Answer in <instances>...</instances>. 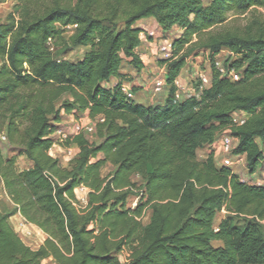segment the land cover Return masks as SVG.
Masks as SVG:
<instances>
[{"label": "trees", "instance_id": "16d2710c", "mask_svg": "<svg viewBox=\"0 0 264 264\" xmlns=\"http://www.w3.org/2000/svg\"><path fill=\"white\" fill-rule=\"evenodd\" d=\"M13 1L19 18L0 23V135L33 167L19 171L0 146V185L48 238L32 250L0 208V264H264V186L219 166L214 152L197 157L230 125L238 139L233 154L246 157L252 175L264 165L257 142L264 145V0ZM231 14L247 24L229 30ZM147 19L163 32L182 30L171 57L158 62L168 88L162 105L135 103L121 90L125 62L145 68L136 25ZM67 27H75L68 40ZM61 44L63 54L89 50L73 63L59 54ZM224 50L236 56L225 66L242 73L238 82L217 68ZM203 52L211 87L200 83L195 96L177 99L188 59ZM113 78L115 86H103ZM63 112L104 119L96 124L99 143L84 135L67 140L78 148L67 168L50 153ZM236 112L250 118L236 125ZM108 163L114 170L103 177ZM82 187L89 193L80 211L75 190Z\"/></svg>", "mask_w": 264, "mask_h": 264}, {"label": "rangeland", "instance_id": "374dc122", "mask_svg": "<svg viewBox=\"0 0 264 264\" xmlns=\"http://www.w3.org/2000/svg\"><path fill=\"white\" fill-rule=\"evenodd\" d=\"M209 0H206L204 3L207 4ZM16 2L13 0H0V23L1 24H7L9 18L12 15H16V18H19L17 16V10H16ZM247 18V17H246ZM231 22H229V30L240 26L244 27L247 23L245 21L244 17H240L238 19H235V16L231 14ZM61 27V26H60ZM141 28L142 33H141V46L139 47V53L141 54V58L143 59V63L145 65V68L141 72H137L131 65L128 63H124L122 67V72L127 73L123 75V79L126 82H130L133 87H135V92L137 94V99L140 100L143 97H148L145 96L141 93L142 89L141 86L143 85V78L147 77V80L151 78L152 76H159L160 75V70H159V65L158 62L159 60L166 59V55L169 53L168 50H164V48H167L168 43H171L178 39L179 36L182 34V30L180 28H174L169 32H163L159 26H156L155 20H151L150 22H142L140 21L137 25L136 28ZM75 32V27H67L64 28L63 32V37L64 39L68 40L73 33ZM63 44H61V48L58 47L59 54H62L61 57L69 62H78L83 59L85 53L89 50H86L84 47H77L69 51L67 54H63V49H62ZM209 53L203 52L201 54V58L198 57H190L188 59V62L183 69V74L181 81L179 82V95L180 99H185L191 96H195V86L200 85V81L197 80V72H202L206 75L209 76L211 73V61L209 58ZM236 56L233 55L230 51L224 50L221 52L218 56L215 57V61L220 63V65L226 67V62L229 59H235ZM1 63V62H0ZM232 62H230L228 65L230 66ZM132 73V74H130ZM153 73V74H152ZM118 83V81H113L112 84L110 85L111 87L115 86ZM168 91V88L165 87L162 92H160L159 95L156 97H166L165 93ZM153 97V95H149ZM139 97V98H138ZM159 102H162L161 100ZM155 102V103H159ZM241 114H238V112L234 113L232 115V118L238 119V117ZM248 117L247 119H249ZM80 119H83V123L85 125H90L96 123L95 121H92L87 117V115L81 114L78 117L73 116L71 117L70 120L74 121H79ZM234 123V122H232ZM59 131L66 132L69 135V139L74 137V130H69L68 124L60 125L58 126ZM230 125L224 126V127H219L218 130L215 133V138L221 139L224 135L227 133H230ZM5 137L4 134L0 135V146L2 148V151L6 157H14L16 159V166L19 171H26L30 169V160L27 159L25 156H21L18 152L14 149L13 146L9 144L7 139L3 138ZM90 141L97 142L99 143L98 137L88 135L87 136ZM53 140L58 141L55 143L56 147L53 146L51 149L50 153L53 157L59 159L62 163V166L65 167L66 165H69V161L67 160V157H73L74 154L70 156V153L68 150H72L73 152V147L72 146H66L67 140L64 141H59L57 139V136L52 137ZM258 144L260 148L264 151V145L258 141ZM59 148H62L60 150ZM210 152L216 153L217 156V162L220 164L219 158L222 157V154L220 152H217V150H213L212 148H209L208 146L203 147L198 151L197 157L199 160L204 159L207 157V155ZM234 166H232V171L236 173L243 181L247 182L248 184L251 185H259V186H264V166L262 170L257 169L255 175L251 174L248 167L247 163L245 162H237L234 159ZM65 165V166H64ZM67 168V167H66ZM261 168V167H260ZM113 171L112 167L109 168H104L102 171V176L107 177L110 175ZM132 180L137 183V185L141 184L140 178L138 177H133ZM81 188H79V191L75 190V195L77 196V207L80 211L84 209L87 204H88V190L86 189L85 191H81ZM138 191L141 192L139 189ZM137 191V193H138ZM129 206L134 208L135 205L137 204V198L136 197H131L130 199ZM0 208L3 212L7 213L10 215L9 218V224L11 227L15 230L17 235L22 239V241L25 243L26 246L30 247L32 250H39L40 247L44 244L46 239L48 238L47 234L36 224L29 222L26 220L19 212V206L17 203L14 201L13 197H11L7 191V189L1 184L0 185ZM152 216V209L150 206L145 207L144 213H143V218L142 222L144 225L149 224L150 219ZM226 216V213L222 212L217 215L216 220H215V227L218 226L222 218ZM241 223L240 221H237ZM263 235H264V227L262 229ZM219 245V244H215ZM128 253L126 252L123 256L122 259L123 261L126 262ZM45 264H54L53 259H48Z\"/></svg>", "mask_w": 264, "mask_h": 264}, {"label": "built area", "instance_id": "2783aa9c", "mask_svg": "<svg viewBox=\"0 0 264 264\" xmlns=\"http://www.w3.org/2000/svg\"><path fill=\"white\" fill-rule=\"evenodd\" d=\"M202 1L205 2L206 0H202ZM168 49H169V53L166 55L167 58L171 57V49H172L171 43H168L167 48H164V50H168ZM216 65H217L219 72L224 77L230 79L231 81L238 82L242 79V73L237 72L235 70H229L228 71L226 69V67L220 65V63H218V62H216ZM197 80L200 81L202 89L211 87L212 71L209 74V76L202 73V72H197ZM111 84L112 83L110 81L108 83H104L103 86L109 88V87H111L110 86ZM165 87L167 88L166 69L165 68L162 69L159 76H155V77L152 76L151 78H149L146 81V86H145L147 91L149 93H151L153 95V97H156L157 95H159L160 92H162L163 89H165ZM121 90L124 93V95H126L128 98L134 99V93H133L131 88L126 87V85L122 83L121 84ZM176 97H177V99H180L179 89L176 93ZM238 114H241V115L238 117V119L233 117V122H234V124L239 125V126L245 124V122L248 120L247 118L250 117L248 114L243 113V112H238ZM95 122L96 123H94V124L85 125L83 123V119H80L74 125V136L84 135L87 137L88 135H91V136L95 135L97 137V135H96V124H97V122H104V119L102 117H99ZM229 132L230 133H227L221 139L217 138L212 144L208 145V147L212 148L215 151L217 150V152H220L222 154V157L219 158L220 164L217 162L219 166H223V167H227V168L231 169L232 166L235 165L234 159L237 162L239 161V162H245L246 163V157L245 156H236L233 154L234 149L238 143V139L232 136L231 131H229ZM53 136H57V139L61 142L64 140H69V138H70L66 132L59 131V130H57L51 136V138ZM3 138L5 139V137H3ZM54 141H55V143L58 142L56 140H54ZM90 142H93V141H90ZM69 153H70V155L74 154L73 158L76 155L74 151L72 152V150H69ZM214 155H215V159L217 161L218 158L216 156V153H214ZM77 190L79 191V188ZM80 190L85 191L86 189L82 187Z\"/></svg>", "mask_w": 264, "mask_h": 264}, {"label": "crops", "instance_id": "0c3cea01", "mask_svg": "<svg viewBox=\"0 0 264 264\" xmlns=\"http://www.w3.org/2000/svg\"><path fill=\"white\" fill-rule=\"evenodd\" d=\"M151 20H154V19H147V20H143L142 22H150ZM155 23H156V21H155ZM156 26H158V24L156 23ZM86 50H88V48H85ZM137 52H138V54H139V56L141 57V54L139 53V48H138V50H137ZM198 58H201V57H198ZM142 59V58H141ZM143 60V59H142ZM162 69H164L163 67H160L159 68V70H160V72L162 71ZM121 74L122 75H125V74H127V73H123L122 72V70H121ZM130 74H132V73H130ZM153 74V73H152ZM182 74H183V70H182V72H181V74H180V76H179V78L177 79V82H176V84H177V87H178V89H179V82H182L181 81V78H182ZM143 85L141 86V89H142V91H141V93L143 94V95H145V96H148V97H143L142 99H140V100H138L137 99V94H136V92H135V87H133L132 85H131V83L130 82H126L124 79H123V84H125L126 85V87H129V88H131L132 89V91H133V93H134V102L135 103H139V104H142V105H145V106H151V105H162V104H164V102H165V100H166V98H167V96H168V91L165 93V96L166 97H151V96H149V95H151V93H149L148 91H147V89L145 88V86H146V81H147V77H145V78H143ZM113 81H118V79L117 78H113L112 80H111V83L113 82ZM139 98V97H138ZM162 101V102H159V101ZM155 102H159V103H155ZM80 115V113H78V112H73L72 114H65L64 112L62 113V120H61V123L59 124V126L60 125H64V124H68V127H69V130H74V125H75V123L77 122V121H74V120H70L71 119V117H73V116H79ZM85 115V114H84ZM258 141H260V140H258ZM257 141V142H258ZM261 142V141H260ZM56 147V146H55ZM72 147H73V151L75 152V154L78 152V148L76 147V146H74V145H72ZM60 150H62V148H59ZM69 151V150H68ZM71 156V155H70ZM99 159H103L104 158V155L103 154H100L99 155V157H98ZM207 157H205L204 159H201V160H205ZM72 159H73V157H72ZM71 157H67V160L70 162L71 160ZM65 166V165H64ZM264 166V165H263ZM263 166L261 167V168H259V170H262V168H263ZM33 167V164L30 162V168H32ZM65 167H68L67 165L65 166ZM109 167H112L113 168V170H114V167L111 165V164H106V166H105V168H109ZM255 175V174H254ZM262 186V185H261ZM225 213V212H224Z\"/></svg>", "mask_w": 264, "mask_h": 264}, {"label": "clouds", "instance_id": "9594fccd", "mask_svg": "<svg viewBox=\"0 0 264 264\" xmlns=\"http://www.w3.org/2000/svg\"><path fill=\"white\" fill-rule=\"evenodd\" d=\"M224 212V211H223Z\"/></svg>", "mask_w": 264, "mask_h": 264}]
</instances>
